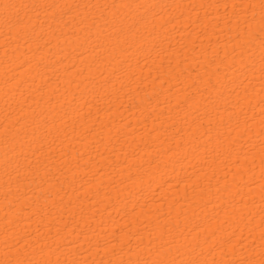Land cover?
Wrapping results in <instances>:
<instances>
[{"label": "bare ground", "instance_id": "1", "mask_svg": "<svg viewBox=\"0 0 264 264\" xmlns=\"http://www.w3.org/2000/svg\"><path fill=\"white\" fill-rule=\"evenodd\" d=\"M261 4L0 0V264H264Z\"/></svg>", "mask_w": 264, "mask_h": 264}, {"label": "snow or ice", "instance_id": "2", "mask_svg": "<svg viewBox=\"0 0 264 264\" xmlns=\"http://www.w3.org/2000/svg\"><path fill=\"white\" fill-rule=\"evenodd\" d=\"M261 7L264 8V0H262V4H261ZM17 22H21L19 19H17ZM262 46H264V41H262ZM262 62H264V55H262ZM243 71V70H242ZM174 264V262H173ZM187 264H195V262H187Z\"/></svg>", "mask_w": 264, "mask_h": 264}]
</instances>
